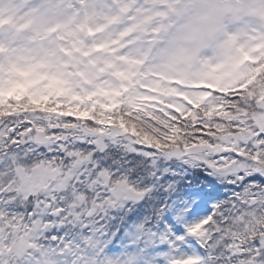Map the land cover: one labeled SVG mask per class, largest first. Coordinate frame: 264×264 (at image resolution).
I'll list each match as a JSON object with an SVG mask.
<instances>
[{"label":"snow or ice","instance_id":"6c2138e0","mask_svg":"<svg viewBox=\"0 0 264 264\" xmlns=\"http://www.w3.org/2000/svg\"><path fill=\"white\" fill-rule=\"evenodd\" d=\"M0 264H264V0H0Z\"/></svg>","mask_w":264,"mask_h":264}]
</instances>
